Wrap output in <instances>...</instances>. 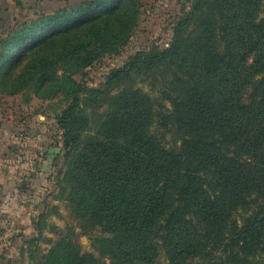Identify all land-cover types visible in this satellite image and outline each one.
Returning <instances> with one entry per match:
<instances>
[{
    "label": "trees",
    "instance_id": "1",
    "mask_svg": "<svg viewBox=\"0 0 264 264\" xmlns=\"http://www.w3.org/2000/svg\"><path fill=\"white\" fill-rule=\"evenodd\" d=\"M141 12V0H81L0 34L1 94L68 97L60 196L82 233L102 231L99 255L67 229L39 264H264V2L191 0L168 46L82 85L75 75L119 53ZM135 73L159 95L113 93Z\"/></svg>",
    "mask_w": 264,
    "mask_h": 264
},
{
    "label": "rangeland",
    "instance_id": "2",
    "mask_svg": "<svg viewBox=\"0 0 264 264\" xmlns=\"http://www.w3.org/2000/svg\"><path fill=\"white\" fill-rule=\"evenodd\" d=\"M80 1L0 0V34H5L16 24L39 14L51 13L61 6ZM190 4L191 0H141V17L128 43L119 53L104 55L84 72L76 74L75 78L82 85L103 87L109 73L115 68L125 66L138 52L168 46L177 19ZM126 84L140 87L153 96L159 95L160 83H155L152 77L144 73L133 74L126 82L114 87L113 93ZM68 102V97L62 92L52 98L31 95L30 101L25 99L23 93H0V137H6L8 144H11L9 150L12 158L21 162L13 164L14 168L29 177V180L32 177L30 182L27 181V191H23L24 187L13 190L15 202L9 211L4 213L0 210L3 216L0 230L8 233L7 238L14 245L11 250L7 247L0 249V264H39L51 246L50 239L58 238L59 233L67 229H70L83 251L99 255V251L93 246V239L102 233L101 228L97 227L90 235L82 233L81 221L71 210L64 195L60 196L59 183L69 157L64 147L63 130L58 125V114ZM104 107L95 108L96 118L102 115ZM164 140L168 146L177 147L181 143L173 131L166 132ZM43 210L46 224L43 232L39 234L34 227V221H41L39 215ZM244 213L241 210L237 215ZM8 222L10 227L7 226ZM197 263L198 259H195L188 264Z\"/></svg>",
    "mask_w": 264,
    "mask_h": 264
},
{
    "label": "crops",
    "instance_id": "3",
    "mask_svg": "<svg viewBox=\"0 0 264 264\" xmlns=\"http://www.w3.org/2000/svg\"><path fill=\"white\" fill-rule=\"evenodd\" d=\"M1 134L2 129H0V135ZM9 145L11 144H8L6 137H0V210L4 213L5 211H9L11 205L14 204L15 199L13 196H15L14 192L17 191L18 188L21 189V187H24L23 191H27L25 187L27 186V181L29 180V177L25 176V174L22 175L19 170L14 168L13 164L20 161H18L17 159L14 160L12 158L11 150H9ZM16 165L15 167H17ZM30 178L32 179L31 176ZM23 194L26 193L24 192ZM2 217L3 216L0 214V221H2ZM19 219L22 220L23 218L19 217ZM7 224L8 227L11 226L10 222H8ZM7 236L8 233H2L0 230L1 250H3L4 247H7L9 249L14 247L13 242L9 240Z\"/></svg>",
    "mask_w": 264,
    "mask_h": 264
}]
</instances>
